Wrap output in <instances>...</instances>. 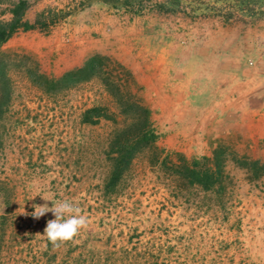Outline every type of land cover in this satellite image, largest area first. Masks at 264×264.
<instances>
[{"label": "rangeland", "instance_id": "1", "mask_svg": "<svg viewBox=\"0 0 264 264\" xmlns=\"http://www.w3.org/2000/svg\"><path fill=\"white\" fill-rule=\"evenodd\" d=\"M11 1L0 0V18ZM31 1L68 12L46 33L18 30L0 45V264H264V168L251 163L264 162V95L246 81L258 73L264 0L253 3L262 13L227 18L230 0L200 9L180 0L170 11L138 0V12L105 0ZM95 52L131 72L134 84L122 85L149 108L156 135L136 144L113 181L138 110H119L95 75L50 88L37 75L55 77ZM92 105L106 116L83 121ZM216 147L209 188L178 173L181 155L201 161ZM38 187L53 204L75 202L87 228L49 242L53 214L32 215L51 207L32 197Z\"/></svg>", "mask_w": 264, "mask_h": 264}, {"label": "trees", "instance_id": "2", "mask_svg": "<svg viewBox=\"0 0 264 264\" xmlns=\"http://www.w3.org/2000/svg\"><path fill=\"white\" fill-rule=\"evenodd\" d=\"M86 0H79L78 3H83ZM110 2L112 6L121 5L124 9L138 12L140 10V2L138 0H105ZM140 1V0H139ZM229 4L232 8L227 9L224 15L225 18L229 16H236L237 12L254 15L255 13H262L261 9L256 12L253 3L256 0H230ZM180 0H154L152 6L158 11L174 10L178 6ZM203 0H194L191 3L192 9H200L207 7ZM151 5V4H150ZM229 6V7H230ZM215 11L219 12L220 7H214ZM9 17L6 19L0 18V45L6 41L14 32L18 30L38 29L44 33L48 32L50 28L67 12L68 9L61 7L46 6L37 9L34 2L31 0H12L10 6L7 8ZM111 61L109 56L102 53H92L86 56L81 63L72 66L61 72L59 75L48 78L43 73L37 75L46 82L47 88L54 87L57 84L68 85L75 81L84 80L95 75L101 81L104 89L113 97L118 105L119 110L125 112L128 107L133 106L138 110L139 117L133 122L132 126L138 128L137 138L133 143H130L127 148L126 142L121 144L119 157L114 162V167L110 174V181H113L120 170L126 165L131 155L132 150L140 142H154L155 132L149 128V108L142 104L139 99L133 100L131 98L138 97L133 95L129 89H125L122 83L132 82L134 84L131 72L119 61L113 60V69H107L106 61ZM116 64V65H114ZM116 66V67H115ZM137 87V86H136ZM135 93V92H134ZM103 107L92 105L83 110L82 120L88 122H95L100 115L106 116ZM164 161V160H163ZM209 162L208 164L206 162ZM203 165L199 166L198 163ZM258 160H253L251 163L258 165L259 168H264V162L258 164ZM206 163V164H205ZM220 160L218 159V148L212 150L211 156H202L201 161L197 159H187L181 155V164L178 173L191 177L190 181L199 183L203 188H209L212 183V178L220 173ZM183 170V171H182Z\"/></svg>", "mask_w": 264, "mask_h": 264}, {"label": "clouds", "instance_id": "3", "mask_svg": "<svg viewBox=\"0 0 264 264\" xmlns=\"http://www.w3.org/2000/svg\"><path fill=\"white\" fill-rule=\"evenodd\" d=\"M42 190L38 187L32 197L39 195L46 202L51 201V207L48 203L34 205L32 215L38 219L48 212L53 214L54 219L47 221L43 234L49 242L59 247L60 243L73 239L81 229L87 228L89 220L82 214L81 208L75 202L61 200L53 204L51 196L41 195Z\"/></svg>", "mask_w": 264, "mask_h": 264}, {"label": "crops", "instance_id": "4", "mask_svg": "<svg viewBox=\"0 0 264 264\" xmlns=\"http://www.w3.org/2000/svg\"><path fill=\"white\" fill-rule=\"evenodd\" d=\"M260 35L262 36L261 39L257 42V60H258V65L255 67L257 69L258 73L257 74H251L250 79H246L247 82L250 84H253L255 81H257V84L259 85H254L252 88H250L251 93H255L257 95H264V77L262 76L264 74V50L261 51V48H264V25L261 27ZM53 48V45H51V50ZM53 52V51H52ZM248 69H253L249 67ZM263 83V84H262Z\"/></svg>", "mask_w": 264, "mask_h": 264}]
</instances>
